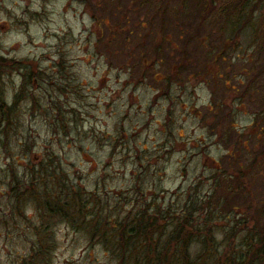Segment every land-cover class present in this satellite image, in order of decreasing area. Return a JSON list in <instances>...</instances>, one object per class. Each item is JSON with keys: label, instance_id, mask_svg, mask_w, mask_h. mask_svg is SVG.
<instances>
[{"label": "rangeland", "instance_id": "1", "mask_svg": "<svg viewBox=\"0 0 264 264\" xmlns=\"http://www.w3.org/2000/svg\"><path fill=\"white\" fill-rule=\"evenodd\" d=\"M172 1L162 19L141 0H0V55L38 69L15 135L0 144V264H29L39 240L52 247L38 264H115L61 216L45 221L32 199L18 212L6 169L22 178L47 151L96 200L116 204V217L153 205L177 213L197 195L226 214L252 206L240 220L264 222V34L255 43L250 28L233 33L216 8L203 26L191 4L200 11L208 0ZM252 17L264 33V9ZM28 71L7 74L10 97ZM71 219L84 228L77 211ZM218 224L220 244L227 222Z\"/></svg>", "mask_w": 264, "mask_h": 264}, {"label": "trees", "instance_id": "2", "mask_svg": "<svg viewBox=\"0 0 264 264\" xmlns=\"http://www.w3.org/2000/svg\"><path fill=\"white\" fill-rule=\"evenodd\" d=\"M137 1L132 0L135 3ZM157 1L141 0V4L152 7L157 5L158 14L163 17L162 19H166L165 16L169 12L175 13L177 2L170 0L168 3L167 0H162L157 3ZM179 2L182 6H186L185 1L179 0ZM191 5L196 9L203 26L214 24L215 19L209 16V10L216 8L218 11L215 18L223 20L229 18L233 33L240 32L242 28L243 30L250 28L255 32L253 35L252 31V41L255 43L260 34H264L259 32L254 23L252 24V20L256 18L252 17V14L256 10L264 9V0H230L227 4L222 0L219 5L216 0H208L205 7L203 2L200 11L195 4ZM207 17L209 18L206 19ZM24 67L26 70L30 68V71L24 74L20 89L10 97L5 88V77ZM37 70L33 61H17L0 55V144L2 143V146L9 144L15 135L14 130L17 131L19 127V105L30 98L26 86L33 82V79H38ZM33 104L37 103L34 101ZM37 157L41 158L33 165L29 161L26 162L22 178H18L19 172L15 168L6 169V178L10 181V191L15 195L13 203L18 208V212L24 214V206L32 199L30 203L45 221L61 216L69 227L77 232H86L92 242L105 248L108 255L112 253L115 264H264V222H256L252 216L253 224H250L248 219L240 220L243 213L250 214L252 206H245L243 212L238 213L240 215L226 214L221 201L213 205L209 197L196 195L189 196L185 208L177 213H174L170 207L160 209L153 205L146 209L132 208L125 216L116 217L110 213V209L116 204L112 206L110 201H104L102 196L96 200L97 192L87 193L77 184V179L71 178L70 172L57 166L61 165L57 155L47 151ZM228 180L232 181L231 186L236 184L234 177L224 176L223 185L231 187ZM238 190L239 188L235 189L237 193ZM228 191L234 193L232 189H227ZM55 192H59L62 196L58 201L55 199ZM72 207L75 208L74 213ZM240 209L239 205L231 211ZM76 211L84 218L83 229L71 219L72 215L75 218ZM217 214L220 215L219 219L215 218ZM261 216L264 218V210ZM222 220H226L227 227H225L224 241L218 244L214 235L218 223ZM34 229L40 234L47 232L49 228L48 225H44ZM215 244L220 246V250ZM51 247L52 244L49 242L39 240L32 248L33 254L29 258L30 261L28 260L29 264L34 262L38 264L42 259L45 262L44 257L48 256ZM193 253H196L195 256Z\"/></svg>", "mask_w": 264, "mask_h": 264}]
</instances>
